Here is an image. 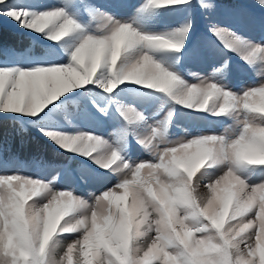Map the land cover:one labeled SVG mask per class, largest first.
<instances>
[{
	"label": "snow or ice",
	"instance_id": "snow-or-ice-1",
	"mask_svg": "<svg viewBox=\"0 0 264 264\" xmlns=\"http://www.w3.org/2000/svg\"><path fill=\"white\" fill-rule=\"evenodd\" d=\"M221 7L0 0V123L59 149L0 143V264H264V0Z\"/></svg>",
	"mask_w": 264,
	"mask_h": 264
},
{
	"label": "trees",
	"instance_id": "trees-1",
	"mask_svg": "<svg viewBox=\"0 0 264 264\" xmlns=\"http://www.w3.org/2000/svg\"><path fill=\"white\" fill-rule=\"evenodd\" d=\"M29 39V36L15 30L9 31L8 27L0 24V44L22 48L28 44ZM0 143L3 147L8 145L5 154L9 151L20 158L42 157L48 161L58 158L59 150L54 148L45 138L32 130L17 134L14 126L6 118L0 123Z\"/></svg>",
	"mask_w": 264,
	"mask_h": 264
},
{
	"label": "rangeland",
	"instance_id": "rangeland-1",
	"mask_svg": "<svg viewBox=\"0 0 264 264\" xmlns=\"http://www.w3.org/2000/svg\"><path fill=\"white\" fill-rule=\"evenodd\" d=\"M49 2H51V0H49ZM99 2H103V0H99ZM217 2L222 6L221 9L219 10L221 13H223L224 11V7L223 6H226V5H230V4H233V3H236L237 0H217ZM0 24L8 27V30L9 31H12V30H15L17 32H21L22 34L26 35V36H29L31 37L32 34L31 33H28V32H25L21 29H19L18 27H16L14 24H12L11 21H2L0 22ZM10 28V29H9ZM10 33V32H8ZM197 69L196 68H192V71H196ZM209 131H220L221 129L216 127V128H209L208 129ZM33 132H35L34 130H32ZM36 133V132H35ZM38 134V133H36ZM39 135V134H38ZM49 142V141H48ZM50 143V142H49ZM51 144V143H50ZM52 145V144H51ZM54 146V145H53ZM55 148V146H54ZM4 149H8V145L4 147ZM59 150V149H58ZM9 154H13V153H10L9 151H7V153L5 155H9ZM33 157H29V158H21L22 160H26V161H30ZM27 173L28 174H31L33 176H43L42 173L40 172H36L34 170H27ZM78 194L80 195H84V196H87L89 194V192H92V191H96L95 188H82V189H78Z\"/></svg>",
	"mask_w": 264,
	"mask_h": 264
}]
</instances>
